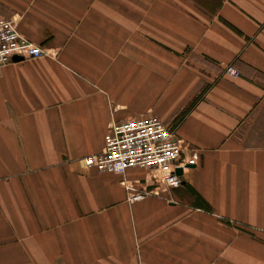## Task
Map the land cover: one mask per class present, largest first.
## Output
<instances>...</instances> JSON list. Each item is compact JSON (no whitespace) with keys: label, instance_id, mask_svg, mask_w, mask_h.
Instances as JSON below:
<instances>
[{"label":"crops","instance_id":"obj_1","mask_svg":"<svg viewBox=\"0 0 264 264\" xmlns=\"http://www.w3.org/2000/svg\"><path fill=\"white\" fill-rule=\"evenodd\" d=\"M0 15L43 51L0 68V264H264V0H0ZM149 113L198 160L129 202L143 170L84 159Z\"/></svg>","mask_w":264,"mask_h":264},{"label":"built area","instance_id":"obj_2","mask_svg":"<svg viewBox=\"0 0 264 264\" xmlns=\"http://www.w3.org/2000/svg\"><path fill=\"white\" fill-rule=\"evenodd\" d=\"M42 54L40 46L20 34L15 18L0 15V68ZM227 71L235 74V70ZM197 160L184 151L175 127L149 113L112 124L102 151L87 156L84 162L98 172L123 174L129 168L143 170L146 176L136 187L126 184L128 201L136 202L150 193L180 188L185 183L184 171L195 166ZM177 169H182V175L177 174Z\"/></svg>","mask_w":264,"mask_h":264},{"label":"water","instance_id":"obj_3","mask_svg":"<svg viewBox=\"0 0 264 264\" xmlns=\"http://www.w3.org/2000/svg\"><path fill=\"white\" fill-rule=\"evenodd\" d=\"M17 60H20V58H18ZM191 167L193 166H190L189 168ZM182 173H183L182 169H177V174L182 175Z\"/></svg>","mask_w":264,"mask_h":264},{"label":"rangeland","instance_id":"obj_4","mask_svg":"<svg viewBox=\"0 0 264 264\" xmlns=\"http://www.w3.org/2000/svg\"><path fill=\"white\" fill-rule=\"evenodd\" d=\"M228 69H231V68H228ZM226 73L229 74V75H231V76H235L236 75V71H235V74L234 75L230 71H226Z\"/></svg>","mask_w":264,"mask_h":264},{"label":"trees","instance_id":"obj_5","mask_svg":"<svg viewBox=\"0 0 264 264\" xmlns=\"http://www.w3.org/2000/svg\"><path fill=\"white\" fill-rule=\"evenodd\" d=\"M198 205H199V206H202V204H201V203H198Z\"/></svg>","mask_w":264,"mask_h":264}]
</instances>
